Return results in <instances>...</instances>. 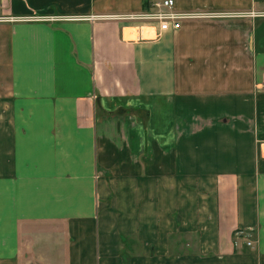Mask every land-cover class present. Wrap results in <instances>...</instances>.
I'll return each instance as SVG.
<instances>
[{
    "label": "crops",
    "instance_id": "crops-1",
    "mask_svg": "<svg viewBox=\"0 0 264 264\" xmlns=\"http://www.w3.org/2000/svg\"><path fill=\"white\" fill-rule=\"evenodd\" d=\"M174 3L0 0V264H264V0Z\"/></svg>",
    "mask_w": 264,
    "mask_h": 264
},
{
    "label": "built area",
    "instance_id": "built-area-1",
    "mask_svg": "<svg viewBox=\"0 0 264 264\" xmlns=\"http://www.w3.org/2000/svg\"><path fill=\"white\" fill-rule=\"evenodd\" d=\"M145 3L146 5L143 11L136 14L118 17V19L131 21L137 24V31L142 37H145L144 35L146 34L148 36L152 35L154 38H159L169 31H178L181 29L182 24L185 21L194 20L196 18L215 17L214 15L211 16V14L179 11L175 8L174 0H145ZM260 15L264 16V13ZM82 18L91 19L93 17ZM29 19L46 22L71 20L68 17L58 15L34 16ZM244 234L247 235L246 238L249 237L247 233L240 230L235 231L234 236L237 237ZM246 244L251 247L253 245V241L248 239Z\"/></svg>",
    "mask_w": 264,
    "mask_h": 264
},
{
    "label": "rangeland",
    "instance_id": "rangeland-1",
    "mask_svg": "<svg viewBox=\"0 0 264 264\" xmlns=\"http://www.w3.org/2000/svg\"><path fill=\"white\" fill-rule=\"evenodd\" d=\"M144 36H145V38H149L151 35L148 36V35L145 34ZM129 239L130 238H128V237H123V240H124L123 242L126 244V247H129V245H130Z\"/></svg>",
    "mask_w": 264,
    "mask_h": 264
}]
</instances>
